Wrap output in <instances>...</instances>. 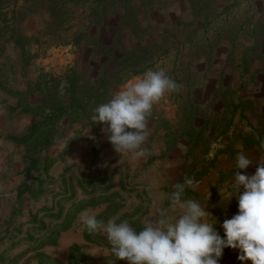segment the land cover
Here are the masks:
<instances>
[{"label":"rangeland","instance_id":"rangeland-1","mask_svg":"<svg viewBox=\"0 0 264 264\" xmlns=\"http://www.w3.org/2000/svg\"><path fill=\"white\" fill-rule=\"evenodd\" d=\"M73 33L78 43L72 41ZM112 53L127 62H107ZM68 68L87 71L91 82H100L101 69L113 72L107 77L113 84L107 86L106 102L132 77L163 68L181 88L153 107L154 145L162 140L159 129L178 126L194 136L200 124L208 141L215 120L221 113L233 116L242 96L255 97L246 111L256 107L264 119V0H0V116L8 133L3 141L26 130L24 114L36 126L41 110L47 113L48 106L38 110L34 82ZM93 114L90 108L77 118H61L50 142L62 129L79 133L75 127L98 131L106 125L94 123ZM42 127L47 130L49 124ZM36 139L43 137L34 132L28 140ZM7 247L6 255L13 257L21 246L10 242ZM16 255L14 264H53L45 254L26 248ZM9 256L3 262L11 264Z\"/></svg>","mask_w":264,"mask_h":264},{"label":"crops","instance_id":"crops-1","mask_svg":"<svg viewBox=\"0 0 264 264\" xmlns=\"http://www.w3.org/2000/svg\"><path fill=\"white\" fill-rule=\"evenodd\" d=\"M253 98L236 99L239 103L233 116L221 113L215 120L217 126L208 131V141H204V131H200L204 124H200L194 136H188L183 127L159 129L162 140L154 145L156 117L150 116V135L143 145L147 152L136 159L115 152L102 131L107 125L98 131L75 127L79 133L62 129L56 140L50 142L49 136L44 143L28 140L34 125L24 114L25 124L20 126L26 125V130L8 136L10 141L5 142L8 133L0 116V264H8L3 261L9 256L5 247L10 242L21 246L9 256L11 264L23 248L45 254L53 264H127L110 252L103 234L82 230L80 214L95 212L105 223L117 217L118 223L126 220L139 231L146 220L154 218L157 208H168L174 185L185 178H193L198 187H186L184 198L206 205L217 219L216 231L223 236L220 224L236 213L237 203L233 199L225 205L219 191L236 170L237 151L243 146L254 158L264 151L259 149L264 119L256 107L254 111L245 108ZM2 108L0 103L1 112ZM171 114L168 117L176 120ZM255 170L253 164L246 171L253 174ZM238 255V250L225 248L219 264H241Z\"/></svg>","mask_w":264,"mask_h":264},{"label":"clouds","instance_id":"clouds-1","mask_svg":"<svg viewBox=\"0 0 264 264\" xmlns=\"http://www.w3.org/2000/svg\"><path fill=\"white\" fill-rule=\"evenodd\" d=\"M66 86V81L61 83V94ZM180 88L163 68H149L98 105L91 120L107 125L102 131L115 152L133 159L143 157L153 107ZM259 149L264 150V140ZM258 152L259 157L254 158L241 146L234 158L236 170L219 191L225 205L233 199L237 203L236 213L220 224L223 236L216 231L217 219L206 205L184 198L186 187H198L193 178L176 183L168 208H157L154 218L146 220L139 231L126 220L118 223L117 217H111L105 223L87 210L79 217L82 230L103 234L110 252L127 264H219L225 248L238 250L241 264H264V151ZM253 164L256 170L248 174L246 170Z\"/></svg>","mask_w":264,"mask_h":264},{"label":"trees","instance_id":"trees-1","mask_svg":"<svg viewBox=\"0 0 264 264\" xmlns=\"http://www.w3.org/2000/svg\"><path fill=\"white\" fill-rule=\"evenodd\" d=\"M6 24L7 21H4ZM72 41L78 43L79 37L76 33L71 36ZM253 46H257L256 42ZM259 43V42H258ZM122 56V55H121ZM124 57V56H123ZM118 57L114 53L107 56V62L114 60L116 63L127 62V58ZM123 58V59H122ZM118 65V64H117ZM104 66V65H102ZM101 69V68H100ZM100 82H91L89 75H86L87 71L83 74L76 73L74 68H68L62 75L57 77H51L47 80L38 78L34 82V92L40 95V99L36 101L38 110L48 106L47 113L42 115L40 121L31 130V134L37 132L38 137L42 135L44 142H47V138L54 133L56 122L61 118H77V115L88 114L90 108L94 110L101 103H106L105 94L110 91L107 86L113 83H108V76H112L113 72H107L106 68L101 69ZM119 70L114 71L118 73ZM62 82H67V86L63 89L61 94L60 86ZM101 91H100V88ZM29 110V109H26ZM49 124V128L44 130L43 124Z\"/></svg>","mask_w":264,"mask_h":264}]
</instances>
